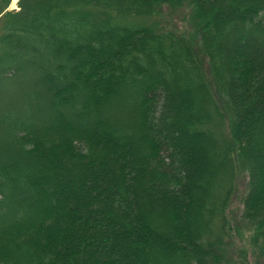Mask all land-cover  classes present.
Segmentation results:
<instances>
[{
	"label": "trees",
	"instance_id": "trees-1",
	"mask_svg": "<svg viewBox=\"0 0 264 264\" xmlns=\"http://www.w3.org/2000/svg\"><path fill=\"white\" fill-rule=\"evenodd\" d=\"M11 1L0 264H264V0Z\"/></svg>",
	"mask_w": 264,
	"mask_h": 264
},
{
	"label": "rangeland",
	"instance_id": "rangeland-1",
	"mask_svg": "<svg viewBox=\"0 0 264 264\" xmlns=\"http://www.w3.org/2000/svg\"><path fill=\"white\" fill-rule=\"evenodd\" d=\"M1 1V0H0ZM19 0H12L9 7H11V10H19L18 5ZM1 6V5H0ZM166 11V10H165ZM160 20L162 21V25H165L166 27L176 29L178 32H180L185 39L188 40L190 43V46L193 48V51L198 56V59L202 62V65L207 62L206 56L203 54L201 47H200V40L199 37L193 34V30L191 28V21L186 13H176V12H161L160 11ZM240 166L242 165V162L239 160ZM241 174L239 176V179L237 180V196L233 199V203H231L229 214H230V224H233L235 227L234 230H232L230 233V240H231V246L229 247V251L231 252V255L238 254L241 251L243 252V249H247L250 246L251 243V237L246 229L247 226L245 225V222L242 219V202L241 198L243 197L245 191H246V184L245 180L247 179L245 172L242 171V168L240 169ZM243 172V173H242ZM235 231V232H234ZM240 256V255H239ZM244 254L242 253L241 257L243 258ZM239 258L238 261H241L242 258Z\"/></svg>",
	"mask_w": 264,
	"mask_h": 264
},
{
	"label": "water",
	"instance_id": "water-1",
	"mask_svg": "<svg viewBox=\"0 0 264 264\" xmlns=\"http://www.w3.org/2000/svg\"><path fill=\"white\" fill-rule=\"evenodd\" d=\"M10 10H11V8H10Z\"/></svg>",
	"mask_w": 264,
	"mask_h": 264
}]
</instances>
